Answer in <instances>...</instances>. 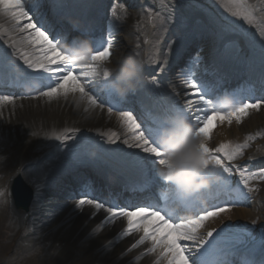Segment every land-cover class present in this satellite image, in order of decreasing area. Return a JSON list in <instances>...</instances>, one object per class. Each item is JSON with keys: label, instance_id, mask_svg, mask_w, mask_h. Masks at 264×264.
I'll return each mask as SVG.
<instances>
[{"label": "snow or ice", "instance_id": "6c2138e0", "mask_svg": "<svg viewBox=\"0 0 264 264\" xmlns=\"http://www.w3.org/2000/svg\"><path fill=\"white\" fill-rule=\"evenodd\" d=\"M44 2L0 0V20L4 21L0 23V109L14 107L17 99L44 98L52 102L70 95L77 107L85 105V113L106 109L109 116L116 115L124 129V138L121 140L116 131L100 132V141L81 135L79 128L53 131L46 138L60 142L58 166L116 165L139 175L140 179L128 186L132 192L152 185L166 187L168 192L162 202L129 198L121 203L118 195L105 202L85 184L78 193L81 198L76 207L90 205L96 212L102 210L107 214L102 225L121 218L126 220V227L117 238L142 233L129 250L147 243L150 247L146 252L157 254V264L160 261L163 264H264V226L256 229L255 220L251 228L224 220L216 227L207 228L209 221L219 219L233 208L246 206L250 194L259 191L251 186V181H264V168L253 172L234 163L243 157L246 143L222 142L215 148L209 147L217 123L231 125L235 121L239 125L251 112L264 109V32L257 40L238 23L242 20L253 24L248 0H222L221 6L232 18L209 15L207 20L195 22L183 13L182 0H173L169 14L161 20L163 31L173 32V38L158 56L153 53L155 58L151 61L159 64L151 83L161 88V75H166L165 70L195 33L209 38L214 53L241 67L247 79L234 88L225 87V76L215 62L214 79L200 78L194 71L202 60L197 53L178 73L183 86L191 89L184 93L191 99L174 98L180 93L170 83L171 93L162 88L153 89L154 105L141 104L139 110L129 106L131 101L124 93L116 91L113 75L105 67L113 55L115 32L111 22L107 25L99 22L104 5L99 2L86 5L95 20L91 24L87 20L73 24L83 39L68 44L63 31L41 11ZM48 4L56 17L70 21L69 0H48ZM181 122L190 125L200 140L206 166L210 168L208 188L193 196H183L157 176L156 166L165 163L157 141L164 131L177 129ZM86 145L94 149L95 160L88 159ZM233 175L239 177L238 183L233 181ZM30 183L34 194L41 195L42 181L30 180Z\"/></svg>", "mask_w": 264, "mask_h": 264}, {"label": "bare ground", "instance_id": "6f19581e", "mask_svg": "<svg viewBox=\"0 0 264 264\" xmlns=\"http://www.w3.org/2000/svg\"><path fill=\"white\" fill-rule=\"evenodd\" d=\"M260 1L255 0L259 7L264 8V3L259 5ZM82 2H85L83 6L84 13L80 15L79 20L82 22L87 20L93 23L95 20L93 12L90 8L86 7L87 4H90V0H71L72 5L70 9L75 10V5L82 4ZM122 2L123 5H115L109 21L113 26L117 25V22L118 25L116 28L114 27L113 55L110 57V61L105 64V67L108 69L119 67L125 60L134 58L133 54L128 53L130 51L128 49L129 45L135 43V40L131 38L133 29L130 25H133V22L130 23L129 19L131 14H133L135 18L141 20L140 17L144 14L141 9L135 8L137 6L134 0H122ZM138 2L140 3L139 0ZM124 6L132 9L135 8V10L130 12L124 9ZM42 8H44L43 11L46 14H49L47 18L53 22L57 29L63 30V26H69V20L62 19L61 21L59 17L54 16L48 0H45ZM104 9L99 22L107 18L104 15ZM82 16H84V20ZM261 18L264 19V15H261ZM193 19L194 17L191 16L189 20ZM0 23H4V21L0 20ZM261 32H264V28L257 29L258 40L261 39ZM68 33H70L69 30ZM70 36L74 35L71 34ZM202 38L209 39L207 37ZM147 39L148 35H145L143 40L148 44ZM190 43L192 45V40H190ZM147 51V48H145L143 54ZM149 51L151 52L152 49ZM201 58V63L194 68V71L200 75L204 72L207 79L212 81V77L208 75L210 73L212 74L211 62L208 56L201 55ZM186 64L187 61L185 60ZM230 72L232 71L230 70ZM169 76L170 74L167 73L165 77L168 78ZM114 80L115 76L113 75L112 81ZM176 89L179 93L182 91L180 87L176 86ZM184 96L179 95L174 98L182 100ZM125 97L127 99L130 98L129 95H125ZM84 107V104L77 107L75 99L70 95L67 99L60 98L52 102H48L44 98H27L16 101L14 107L9 105L0 109V112H2V116H0V154H3V159H0V163L6 164L11 168L10 172L12 176L20 179L19 184L29 185L33 190V200L30 204L28 215L22 220V227L20 228V232L24 236L23 241L28 243V240L29 242L37 240L39 244L36 246V249L42 250L44 253H48V250L51 249L57 254L56 257L58 256V258L65 257V254H68L70 258L69 264H157V254H149L146 252V249L150 247L149 244L145 243L136 249L129 250L132 243L142 233H134L133 239L129 242L125 240L126 237L121 236L117 238L118 234L126 227V220L123 218L102 225L101 222L107 214L102 210L96 212L90 205H84L82 208H65L64 204L49 206L47 203V198L51 197L54 193L61 197V199H64L72 195L70 189L73 193H79L82 188L79 187L78 182L70 186L69 190L63 191L66 187L62 189L63 184H60L62 182V176L67 171L76 168L77 165L58 166L57 156L59 154L58 149L61 145L58 141L48 140L46 138L48 135L53 131L63 130L65 127H72L79 128L81 135H88L93 141L101 140L100 132L107 133L110 131H116L120 135L121 140L124 138V129L120 123L111 119L106 109L101 110L97 108L85 113L83 110ZM259 125L264 126V109L259 112H251L249 117L244 119L239 125L235 121L231 125L217 123V127L213 129L209 140V147L215 148L222 142L241 144L240 142L246 139L245 133L252 131ZM49 145H54V147H50ZM105 146L115 147L116 145ZM119 146L121 148L124 147L123 144ZM88 148L94 152V149L88 145L85 146L84 151H87ZM6 151L11 154L6 153ZM141 155L145 154L142 153ZM89 160H95V158ZM81 166L79 165L78 170ZM102 166L108 169H104ZM96 167L101 171V174H105L106 177L103 181L95 177L94 173L98 170ZM1 170L0 167V192L3 193V195H0V236L2 234L5 235V239L0 241V246H7L10 245L11 238L15 234L16 224L12 216L7 213L8 205L4 194L6 175ZM121 170H123V167L120 166L94 163L88 164L86 168L81 167L80 175L85 184L91 188H97L100 195L97 193L95 195L96 197L103 199L102 195L105 194H110L114 197L123 195V198H121L123 203L129 198L134 199V195L136 194L134 192V194L131 193V195H128L132 192L128 186L138 180H135L136 173L128 169L122 173ZM109 176H113L112 178L114 180L110 178L106 180ZM30 180H40L43 183L42 193L38 197L34 194V188ZM150 188L154 193L160 192L161 194H168V192H162V187L152 185ZM61 189L62 191H60ZM138 192L136 191L137 195L139 194ZM150 196L148 195L147 198H151ZM94 212L96 213L95 215H93ZM17 213L24 214L25 212L20 210ZM245 219L244 207H236L230 213L222 214L219 219L209 221L207 228L218 226L220 220H224L225 223H234L236 220L242 222ZM46 244H48V250L45 249L47 247H44ZM30 249H35V246H31ZM127 251H133L131 257L128 259L124 255ZM9 262L12 264L11 261ZM160 264H163V261H160Z\"/></svg>", "mask_w": 264, "mask_h": 264}, {"label": "rangeland", "instance_id": "374dc122", "mask_svg": "<svg viewBox=\"0 0 264 264\" xmlns=\"http://www.w3.org/2000/svg\"><path fill=\"white\" fill-rule=\"evenodd\" d=\"M141 1L143 3H148L149 5L142 7V8H145V10H141V11H144V14H142V16L140 17L141 20L139 18H135L134 15L131 14L129 22L130 23L133 22V25H130V26H132V29L136 31H140L141 29H143L145 32L148 31L149 36L151 37L150 41L152 43V46L160 47L167 34L172 33L174 35V33L171 31L164 32L163 27L161 25L162 18H165L163 16L167 13L169 14V11L172 8L173 0H141ZM221 3H222V0L221 2H218V0H182V7L189 6L190 8H195V10H197V12L200 15H202L203 17L202 19L204 20H207L209 15L214 16V17L229 16V18H232L230 17V14L225 10V8L221 6ZM109 4L111 6L113 5L114 7L115 4L123 5V2L122 0H110L108 3V8H109ZM248 4H249V10L252 12L253 24L248 25L244 23V21L242 20L238 21V23H241L249 32H250V29L252 28L251 26H253L254 24H256L257 26L261 25L264 28V19L261 18L262 11L260 7L256 4L255 0H248ZM155 5L157 6L160 5V9H157L156 12L152 10L153 6L155 7ZM125 8L128 9L130 12H132L137 7L132 9V8L125 6ZM205 45L206 44L204 41L199 45L198 47L200 48L198 49L199 54L202 55L205 53ZM152 54H153V50H152ZM182 67H184L183 64H181L178 68L174 70V79L180 78L178 73ZM177 84H178L177 86L187 89L183 86L182 81H179ZM190 91L191 89H189V91H185L184 93L190 92ZM194 115H199V113H196ZM111 119L119 123L115 114L111 115ZM261 127L262 129H264V126H258L257 127L258 132L260 131ZM260 132H261L260 136H264V130ZM253 144H254V147H253ZM86 152L88 154V159H91L92 158L91 151L88 150ZM255 152L257 153L255 155L256 157L258 156V154L261 156L264 155V140L262 141L257 138H253L252 143L250 145L247 144V147L245 148L244 155L242 158L245 159L248 162V164H253V162H251L248 157L250 154L255 153ZM6 153H10V152L6 151ZM2 155L3 154H0V157H2ZM16 156L18 157L17 154ZM150 159H155V158L150 157ZM237 162L238 161H235L234 163L236 164ZM258 163H264V160H259L255 162L254 164H258ZM0 167L2 169L1 172L6 175L4 194H5V199L8 205L7 213L10 216H12L16 224L15 234L11 238L10 245L0 246V264H11L9 261H11L12 264H69L70 258L68 254H65V257L62 256V258H58V256L56 257L57 254H55L51 249H49V247H47L48 244L44 245V247H47L45 248L46 250L49 249L48 253H44L42 252V250L36 249V246L39 244L37 240L30 241V242L28 240L29 244L23 241L24 236L21 234L20 228L22 227L21 225L22 220L25 218L26 215H28V213L18 214L17 212H20V211H16L12 207V203L10 200V194H9V184L11 180L13 179V176L10 172L11 168H9V166H7L6 164H2V163H0ZM156 167L158 168V166ZM161 182L163 183L162 179H161ZM256 185H261V188H258L259 191L253 192L250 194L252 196V199H256V204L253 205V203L249 199L246 206H243V207H244V213L246 217L245 222L248 224L247 226L250 228L253 227L252 221L255 220L256 223L258 224H256L254 227L256 229H260L262 226H264V221L261 220L264 218V181L257 182L254 180L253 182H251V186L256 187ZM73 202L74 201H72V203ZM68 206H71V203L70 205L68 204ZM237 222L238 221L234 223H237ZM4 237L5 235L2 234L0 236V241H3L5 239ZM133 237H134V234L127 236L125 240L129 242L133 239ZM33 245L35 246V249H30V247ZM132 252L133 251L125 252L124 254L125 258L126 259L130 258L132 255L131 254Z\"/></svg>", "mask_w": 264, "mask_h": 264}, {"label": "clouds", "instance_id": "9594fccd", "mask_svg": "<svg viewBox=\"0 0 264 264\" xmlns=\"http://www.w3.org/2000/svg\"><path fill=\"white\" fill-rule=\"evenodd\" d=\"M142 65L127 59L119 67L109 69L115 76L116 91L123 94L136 79ZM158 146L165 163L157 168L158 176L172 185L183 196H193L209 186L210 168L200 149V140L187 123H179L177 129L166 130L159 137Z\"/></svg>", "mask_w": 264, "mask_h": 264}, {"label": "water", "instance_id": "95a60500", "mask_svg": "<svg viewBox=\"0 0 264 264\" xmlns=\"http://www.w3.org/2000/svg\"><path fill=\"white\" fill-rule=\"evenodd\" d=\"M19 178H15L10 187V193H11V199L13 202V205L16 209H24L26 210L27 208V201H28V196L23 198L25 194L28 193V190L23 187L22 184H19Z\"/></svg>", "mask_w": 264, "mask_h": 264}]
</instances>
